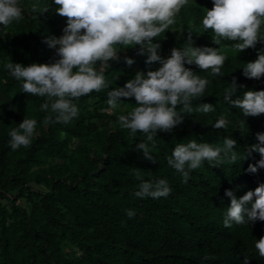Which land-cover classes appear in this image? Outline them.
<instances>
[{"label": "trees", "instance_id": "1", "mask_svg": "<svg viewBox=\"0 0 264 264\" xmlns=\"http://www.w3.org/2000/svg\"><path fill=\"white\" fill-rule=\"evenodd\" d=\"M35 2L21 0L24 18L8 28L0 26V264H244L245 258L248 264H264L255 249L264 236V222L223 224L230 206L225 190L240 198L264 183V169L247 171L261 159L258 153L248 156L247 150L258 142L257 133H264V114L244 117L224 100L233 79L243 85L233 99L264 90V76L249 79L242 69L264 51V41L255 49L228 51L219 76L185 65L211 83L193 100V112L183 113L181 125L171 133H157L152 162L137 149L145 135L133 136L118 120L136 106L135 98H122L124 104L115 110L107 104L108 90L123 87L137 72L160 67L146 65L148 53L140 54L141 46L125 49L119 62H110L108 90L74 101L80 109L77 118L67 125L43 124L51 114L40 110L44 98L23 93L22 81L4 67L5 61L28 66L59 59L45 41L63 35L66 18L56 14L53 0H40L50 6L48 12L32 13ZM212 7V0H190L176 25L153 40L161 45L159 54L167 58L172 48L187 45L189 37L193 46L218 48L212 30L202 31L203 16ZM222 46L231 48V42L222 41ZM125 57L134 60L131 67ZM203 103L214 110L198 111ZM221 115L230 123L216 129ZM25 117L37 119V135L28 148L12 151L9 132ZM227 137L237 141L235 164L214 168L205 161L190 171L187 183L168 165L179 143L195 139L222 146ZM137 170L146 181L167 179L170 195L135 197L141 182L134 175ZM127 209L135 212L133 218Z\"/></svg>", "mask_w": 264, "mask_h": 264}, {"label": "clouds", "instance_id": "2", "mask_svg": "<svg viewBox=\"0 0 264 264\" xmlns=\"http://www.w3.org/2000/svg\"><path fill=\"white\" fill-rule=\"evenodd\" d=\"M56 14L66 18V27L60 37L50 36L45 43L55 49L56 59L52 63H20L5 61L4 67L11 77L22 81V92L44 98L40 110L51 114L43 120L45 126L51 123L69 124L79 116L80 109L75 100L92 92L108 90L111 81L105 72L110 62H119L120 53L134 46H141L140 54L146 49V65L158 63L160 67L147 73L137 72L123 87L107 91L109 110L124 104L122 98H135L136 106L125 115L118 117L122 129L133 136L143 133L146 140L137 145L143 156L155 162L153 150L158 132L171 133L184 122L183 113L193 112L192 102L203 96L211 81L202 77L185 65L195 64L201 71L211 70L210 75L219 76L227 60L228 51L242 52L255 49L258 42L264 41V0H212L213 7L206 9L202 19V31L212 30V40L218 48L193 46L191 37L182 48H172L165 58L159 54L161 45L154 39L170 31L177 23L182 9L189 6L190 0H53ZM50 6L36 0L31 12L43 14ZM21 0H0V26L8 28L23 19ZM230 41L231 48L222 46V41ZM131 67L134 60L125 57ZM243 75L259 80L264 76V51L253 62L246 63ZM238 87L233 79L225 89L226 103L241 110L244 117H257L264 114V90H249L243 97L236 96ZM180 109L179 111L177 109ZM202 113L213 111V106L203 103L198 109ZM54 114V115H52ZM230 121L221 115L213 127L226 128ZM241 125L245 123L240 121ZM38 121L25 117L9 132V146L12 151L28 148L37 135ZM257 143L251 145L247 155L258 153L261 157L256 164H249L247 171L256 173L264 169V133H257ZM237 141L227 137L222 146L200 142L195 139L179 143L172 150L167 162L170 167L182 174L187 183L189 173L207 161L214 168L224 163L235 164L239 159L234 151ZM245 158V157H244ZM140 180L138 198L158 199L170 195L167 179L146 181L140 171H134ZM230 198L223 224L226 228L233 224L243 225L256 221L264 222V183L255 190L247 191L237 198L233 190H225ZM254 200V202H253ZM250 205V207H249ZM133 218L135 212L126 210ZM255 249L264 258V236L255 242ZM208 257H204L207 259ZM244 264H248L245 258Z\"/></svg>", "mask_w": 264, "mask_h": 264}, {"label": "rangeland", "instance_id": "3", "mask_svg": "<svg viewBox=\"0 0 264 264\" xmlns=\"http://www.w3.org/2000/svg\"><path fill=\"white\" fill-rule=\"evenodd\" d=\"M108 128H112V126H111V125H109V126H108Z\"/></svg>", "mask_w": 264, "mask_h": 264}]
</instances>
